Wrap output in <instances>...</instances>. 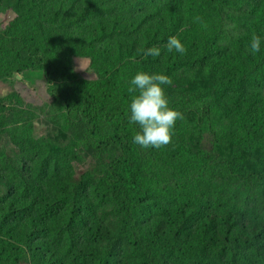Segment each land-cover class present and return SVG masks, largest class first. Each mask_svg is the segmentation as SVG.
Masks as SVG:
<instances>
[{
    "label": "trees",
    "instance_id": "obj_1",
    "mask_svg": "<svg viewBox=\"0 0 264 264\" xmlns=\"http://www.w3.org/2000/svg\"><path fill=\"white\" fill-rule=\"evenodd\" d=\"M10 11L0 264H264V0H0ZM140 71L171 78L184 117L159 149L132 142ZM19 85L47 96L46 135Z\"/></svg>",
    "mask_w": 264,
    "mask_h": 264
},
{
    "label": "clouds",
    "instance_id": "obj_2",
    "mask_svg": "<svg viewBox=\"0 0 264 264\" xmlns=\"http://www.w3.org/2000/svg\"><path fill=\"white\" fill-rule=\"evenodd\" d=\"M195 19L200 20L199 17ZM165 48L168 53L180 55L187 51L176 36H169ZM260 48L261 38L253 35L248 45L249 52L255 55L260 52ZM144 55L159 57L161 49L158 46L149 47ZM172 83L167 75L143 71L137 72L129 82L128 92L133 94L129 105V121L139 126L132 142L140 148L159 149L171 143L176 122L184 118L183 113L169 106L165 95L163 86Z\"/></svg>",
    "mask_w": 264,
    "mask_h": 264
},
{
    "label": "rangeland",
    "instance_id": "obj_3",
    "mask_svg": "<svg viewBox=\"0 0 264 264\" xmlns=\"http://www.w3.org/2000/svg\"><path fill=\"white\" fill-rule=\"evenodd\" d=\"M14 17L15 13L12 11L0 14V20H2L0 28L5 27ZM19 89L22 94L20 113L24 112V115L29 117V112H32L34 118H37L41 124V127L37 129V133L46 135V131L48 133L58 119L56 114L51 113L50 103H46L48 100L47 96L43 91L37 92V90L42 89H30L24 85H19ZM158 170L160 171V168Z\"/></svg>",
    "mask_w": 264,
    "mask_h": 264
}]
</instances>
